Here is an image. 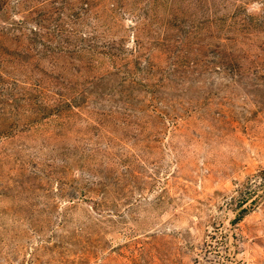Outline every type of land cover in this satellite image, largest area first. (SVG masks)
<instances>
[{
  "label": "rangeland",
  "instance_id": "1",
  "mask_svg": "<svg viewBox=\"0 0 264 264\" xmlns=\"http://www.w3.org/2000/svg\"><path fill=\"white\" fill-rule=\"evenodd\" d=\"M0 264H264V0H0Z\"/></svg>",
  "mask_w": 264,
  "mask_h": 264
}]
</instances>
